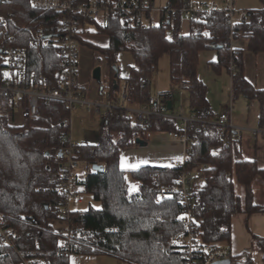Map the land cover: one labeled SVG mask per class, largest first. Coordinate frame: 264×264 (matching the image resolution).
Masks as SVG:
<instances>
[{
  "label": "trees",
  "instance_id": "16d2710c",
  "mask_svg": "<svg viewBox=\"0 0 264 264\" xmlns=\"http://www.w3.org/2000/svg\"><path fill=\"white\" fill-rule=\"evenodd\" d=\"M189 1H167L168 20L174 22L176 33L181 26V10ZM260 2V9L246 11L240 31L231 30L225 13L215 10L208 15L207 23L192 24L198 26L197 34L177 36L173 41L167 38L169 24L161 28H124L117 15L111 16L98 27V32L108 37L106 46L82 43L98 55L94 62L107 69L108 82L105 89H100L101 97L106 90L112 103L120 105L117 58L119 53L127 52L134 63L124 79L125 105L147 104L152 99L149 81L165 55L170 82L188 92L190 113L201 120H214L217 116L197 68L200 52L215 50L217 60L209 62V67L215 73L226 70L230 74L232 100L242 96L258 102V119L264 124V89L245 78L240 50H235V70L229 71L232 40L244 37L249 52L264 53V0ZM60 17L52 10L32 8L29 0H0V46L28 49L29 73L46 78L50 84L58 70L56 49L31 47V43L37 30L55 28ZM165 93L158 99L167 108ZM69 116L64 103L52 100H41L38 116L20 125H10L0 114V213L6 226L17 232L10 245L0 243V264H20L19 251L35 253L42 264H68L72 254L108 255L126 264H186L173 241L182 231L179 199L168 195L157 200L160 189L170 188L185 174L192 179L197 195L192 207L199 222L201 248L229 245L235 211L264 213V205L253 202L252 190L256 178L264 181V170L258 168L255 159L243 158L241 140L230 129L208 126L204 133L202 125L194 123L185 131L188 148L181 163L125 171L120 167V151L131 147L136 138L147 142L151 134L183 131L175 121L162 117H152L150 128L143 130L130 121L124 109L116 107L108 122L101 124L98 142L80 144L73 152L75 160L103 168L81 183L85 196H91L99 207L88 202L86 208H73L62 216L65 200L60 193L59 166L63 159L58 152L67 146L63 136L69 135ZM128 177L139 184L134 191L130 190ZM234 181L243 188L242 200L234 193ZM57 223H65L71 230L69 254L61 253L54 233ZM251 246L252 251L263 253L264 262V237L252 235ZM230 260L231 264H253L252 253L247 251L231 255Z\"/></svg>",
  "mask_w": 264,
  "mask_h": 264
},
{
  "label": "built area",
  "instance_id": "2783aa9c",
  "mask_svg": "<svg viewBox=\"0 0 264 264\" xmlns=\"http://www.w3.org/2000/svg\"><path fill=\"white\" fill-rule=\"evenodd\" d=\"M30 5L38 10H52L61 17L55 28L50 30L39 29L35 32V41L31 47H51L56 49L58 70L54 75V82L50 84L44 77H37L29 73V52L26 48L17 46H0V114L6 118L10 125L23 124L27 119L38 116V106L41 100H52L64 103L71 111L79 107L93 112L99 116L102 125L110 119L111 111L118 107L124 109L130 121L137 127L147 130L151 126L152 117H162L179 122L183 134L168 132L167 135L173 140L180 142L188 148V137L185 131L192 124H201L204 133L208 126L230 129L237 140H241L245 133H250L254 138L264 140V124L258 119L251 128L241 127L230 121L229 112L233 110L232 104L227 110L211 121L198 119L191 114L189 117L162 114L153 98L140 107H128L125 105L126 83L121 89V103L114 105L109 97L99 100H89L82 95L79 84L80 72V48L83 42L88 41V36L99 33L98 27L107 23L108 19L117 15L122 27L130 28L143 26L147 28H161L169 24L167 38L173 41L177 36H182L181 27L175 32L174 22L168 20L169 9L155 7L150 0H86L77 3L76 0H29ZM215 10L225 13L227 23L231 30L237 17L243 22L246 12L236 7V0H223L221 8L214 4H197L189 1L181 10L180 23L188 25V32L193 35L199 32V28L193 23H207V17ZM203 33H206L203 31ZM208 35V34H207ZM237 54L231 48V60L229 71L235 70L234 60ZM144 81V79H140ZM181 86V85H180ZM171 91L164 94L168 100ZM63 140L67 146L59 150L62 157L59 166L61 175L60 193L65 200L61 210L64 216L72 210L74 205L81 204L85 194L81 183L93 172L92 165L84 161H77L73 152L80 144L72 143L69 135H64ZM168 195L178 197L182 212L178 220L182 225V231L174 239L179 250L186 259V264H212L218 261L230 259L231 251L228 245H213L201 248L199 222L193 213V202L197 195L193 190L192 179L189 174L183 175L176 184L170 188L159 190L157 200ZM54 233L59 238V246L63 255L69 254L72 233L67 224L55 227ZM17 237V232L7 227L4 216L0 213V243L10 245ZM203 254V255H202ZM20 264H42L33 252H18Z\"/></svg>",
  "mask_w": 264,
  "mask_h": 264
},
{
  "label": "crops",
  "instance_id": "0c3cea01",
  "mask_svg": "<svg viewBox=\"0 0 264 264\" xmlns=\"http://www.w3.org/2000/svg\"><path fill=\"white\" fill-rule=\"evenodd\" d=\"M190 1L197 4L211 3L219 8L223 6V0H190ZM236 7L240 11L246 12L251 9H260L262 7V3L260 2V0H236ZM184 25L187 28V31L185 33L183 32ZM241 25H242L241 21L239 22L236 21L233 25V29H237L240 31ZM180 27L183 35H186L188 32V25L186 23H182ZM231 48L234 50H240L242 52L245 78L250 83H252L256 88L264 89V53L253 54L249 52L247 50V39L244 37H238L232 40ZM212 51L214 52V55H212L213 58L209 60L208 63L217 60L216 51L215 50ZM205 52L207 51L205 50ZM122 53H127V52H121L119 53V55ZM129 56L131 57L132 62L130 65L127 66V70L123 78L121 79V83H120L121 89L125 85L124 79L128 75L129 67L132 66L134 63L132 56L130 54ZM219 76L212 75L210 81H212V83L217 88L216 96L217 99L220 101L221 106L217 107L215 104V100H213L214 96L211 95L210 92L207 93L208 101L210 103L213 113L216 116L220 115L221 113L227 110L228 106L226 105V101L229 98L232 99L230 74L228 81H226L225 83L226 89H228L229 92L228 96L226 93L225 85L224 84L218 85V81L216 80V78L218 79ZM81 89H82V95L86 99L99 100L103 98L101 96L100 97L98 96L96 98H90L88 95H86L85 90L83 88ZM182 90L185 89L182 88ZM168 91H171V89L159 92L157 96H159L161 93ZM171 97L168 100H170L171 106L173 107ZM187 106H188V97H187ZM232 106H233V110L229 112V117H230V121L233 124L247 128H251L255 125V122L258 120L259 117V104L257 101L248 100L247 98L240 96L236 100H232ZM166 109L168 110V108ZM160 110L162 111L161 108ZM168 111H171V109ZM188 114L189 116L191 115L189 110H188ZM167 115L169 114L167 113ZM165 134L167 137L165 139H158V134H153L148 139V141L145 142L144 146H139L138 144L134 143L131 147L121 150L120 167L125 171H130V170H135L141 166H147V165L156 166V167H173L181 163L184 160L186 154L185 148L180 142L168 137L167 133ZM241 151L244 159L247 160L255 159L258 168L264 170V140L256 139L250 133H245L241 139ZM133 182H134L133 183L134 187H131L129 183L130 190L132 191L137 189L139 185L137 182L135 181ZM252 190H253V202L258 205H264V181L261 178L258 177L253 181ZM234 193L239 199L241 200L243 199V195H244L243 189H241L240 191V185L235 181H234ZM73 208L76 209V207ZM57 226L59 225H55V227ZM252 235L264 237V213L247 214L243 211H235L231 217V241L228 245L230 247L231 255L233 256L239 255L240 253L247 251L252 253L253 264H264L263 253L252 251V246H251ZM68 264H126V263L108 255L72 254L69 257Z\"/></svg>",
  "mask_w": 264,
  "mask_h": 264
},
{
  "label": "rangeland",
  "instance_id": "374dc122",
  "mask_svg": "<svg viewBox=\"0 0 264 264\" xmlns=\"http://www.w3.org/2000/svg\"><path fill=\"white\" fill-rule=\"evenodd\" d=\"M168 0H154L155 7H164L166 5ZM239 22L238 18L236 17L234 20L235 22ZM187 31L186 26L183 27V32L185 33ZM94 45L104 47L108 44V37L105 34L97 33L94 35L88 36V41ZM80 72H79V84L80 87L83 88L86 92V95H88L90 98H96L100 97V89L106 87L108 78H107V69L103 66V64H99L98 62H94L95 57H98L96 53H93V51L88 48L87 46H81L80 48ZM202 51L199 54V64L197 68V72L199 75V78L205 83L207 86V93L210 92L211 95H213L215 100V104L217 107H220V101L217 99L216 92L217 88L216 86L210 81V78L212 75L220 76L216 80L218 81V85H225L226 81L229 79V73L226 70H222L220 73H215L208 64V61L211 60L214 55V52L212 50H206ZM253 57V56H252ZM118 66H119V74L120 78L122 79L126 70L127 66L131 64L132 60L129 54L122 53L118 56ZM99 66L101 68V79L100 82L95 81L92 78L91 72L94 67ZM212 74V75H211ZM228 75V76H227ZM121 83V82H120ZM149 91L150 96L156 100L158 106L162 109V114H169L173 116H183V117H189L188 114V106H187V97L188 93L185 90H182V88L178 85H173L170 83L169 78V62L167 56H162L157 64V70L152 76L150 83H149ZM172 91V103H173V109L171 111H168L166 109V106L161 103V101L158 99V93L166 90ZM226 89V85H225ZM105 96H107L106 90L104 91ZM226 93L228 96V89H226ZM215 94V95H214ZM104 94H102L103 96ZM104 97V96H103ZM170 101V100H168ZM232 104V99L229 98L226 101V105ZM218 113V111H217ZM188 115V116H187ZM179 125V122H176ZM21 123H19L20 125ZM69 137L70 141L72 143H82L83 141L88 142V144H95L98 142V135L100 132V126L101 121L99 117L94 114L93 112H88L85 109L75 107L70 111L69 116ZM151 134L148 139L152 136ZM168 136V135H167ZM166 134L165 133H159L158 139H165ZM128 182L130 183L131 187H134V182L128 177ZM243 189L240 186V191ZM88 202L91 203L94 207L99 205L95 203L91 196H85L84 202L82 201V205H74L76 208H86ZM60 225V224H56Z\"/></svg>",
  "mask_w": 264,
  "mask_h": 264
},
{
  "label": "water",
  "instance_id": "95a60500",
  "mask_svg": "<svg viewBox=\"0 0 264 264\" xmlns=\"http://www.w3.org/2000/svg\"><path fill=\"white\" fill-rule=\"evenodd\" d=\"M91 75H92V78L95 81L100 82V79H101V68L99 66L94 67L93 70H92ZM166 105H167L168 110H170L171 109V102L167 101ZM134 143L138 144L139 146H144L145 145V142L143 140L139 139V138H136L134 140ZM46 155H49V152H46ZM59 156H60V154H59ZM92 170L93 171H102L103 168H102L101 165L95 164V165H92ZM212 264H231V260L227 259V260L218 261V262H215V263H212Z\"/></svg>",
  "mask_w": 264,
  "mask_h": 264
},
{
  "label": "flooded vegetation",
  "instance_id": "af4514ba",
  "mask_svg": "<svg viewBox=\"0 0 264 264\" xmlns=\"http://www.w3.org/2000/svg\"><path fill=\"white\" fill-rule=\"evenodd\" d=\"M92 73V72H91Z\"/></svg>",
  "mask_w": 264,
  "mask_h": 264
}]
</instances>
